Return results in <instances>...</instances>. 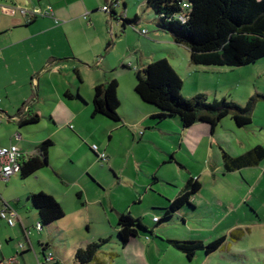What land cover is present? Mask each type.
<instances>
[{"label":"rangeland","instance_id":"obj_1","mask_svg":"<svg viewBox=\"0 0 264 264\" xmlns=\"http://www.w3.org/2000/svg\"><path fill=\"white\" fill-rule=\"evenodd\" d=\"M128 2L129 19L136 13L143 15L142 24L136 30L130 28L135 37H141L139 45L145 58L151 62L166 57L173 62L184 81V97L203 93L209 102L227 98L245 106L252 96L264 94V57L243 66L193 64L188 68L183 63L182 53L186 50L155 37L150 27L151 24L157 27L155 22H149L147 14L139 11L131 0ZM0 3L27 6L24 0H0ZM103 6L98 8L103 10ZM61 23L57 19V24ZM137 28L147 29L149 33L141 34ZM78 37L84 36L80 33ZM57 41L67 43L64 32H57ZM96 72L91 68V73ZM132 73L134 78L135 69ZM125 77L119 89L124 103L121 115L128 107L127 94L132 82L131 76ZM86 118L84 124L95 131L93 140L82 135L86 141L80 145L79 139L72 138V154L62 156L63 145L55 144L50 167L41 168L27 178L19 173L8 180L0 179L1 198L12 200L15 205L18 198L24 203L28 191L31 194L44 191L56 198L59 194L65 212L63 218L49 228L44 224L41 233L36 229L37 222L28 220L37 251L42 252L38 240L50 242L47 252H54L60 264H80L76 259L77 248L104 239L99 259L91 264H264V160L259 166L226 172L220 153V148H224L237 155L257 144L264 145L263 98L258 99L249 125L239 127L227 116L217 127L214 139L207 136L196 143L189 137L190 145L182 142V127L176 120H167L156 130L147 129L148 125L135 130L103 115H94L93 111ZM1 120L3 138L11 136V126L23 134L22 128L28 127L36 136L44 126V122H37L19 127L6 116ZM74 124V134H79L77 122ZM94 145L97 152L105 155L104 161L91 149ZM190 173L200 177L203 184L193 198L194 206L186 205L164 217L163 208L179 194ZM29 203L33 206L30 200ZM20 210L26 211L23 206ZM122 212L141 217L148 227V230L140 228V236L126 246L122 245L118 230ZM158 218H163L159 224ZM17 230L20 231L19 226ZM221 236H226L221 248L211 254L198 251L191 260L167 241L168 238H201L211 242ZM29 254L37 262L35 251Z\"/></svg>","mask_w":264,"mask_h":264},{"label":"crops","instance_id":"obj_2","mask_svg":"<svg viewBox=\"0 0 264 264\" xmlns=\"http://www.w3.org/2000/svg\"><path fill=\"white\" fill-rule=\"evenodd\" d=\"M24 1L27 4V0ZM115 1L117 0H35L34 4L42 8L51 5L55 16L31 18L21 14L1 16L0 123H2L1 117L6 116L9 122H14L13 124L22 127L19 124V119L14 118L20 109H22L23 117L40 114L39 122H44V126L41 127L37 136L32 134L33 131L28 127L22 128L23 134L17 127L11 126V131H13L11 136L0 137L1 146L17 144L21 151L30 157L39 154L37 148L43 140L52 138L56 145H63L61 156L72 154L70 144L72 138L79 139L80 145H84L86 141L83 140L82 135L89 141L94 138L95 131H90L84 123L86 117L93 111L96 85L109 78H117L122 85L121 79H125V76L128 75L131 76L132 82L129 94H127L128 103L126 105L128 107L122 114L123 125H130L135 130L142 125H148L147 129L156 130L167 121L157 125L151 118V115L157 111L156 108L142 100L135 90L137 78L136 73L135 77H132V72L134 69L137 71L143 68L150 62L145 58L139 45L141 37H135L130 28L132 26L123 28V23L118 20V15L123 11H125V16L127 12V17H130L128 15L130 11L127 10L130 7L129 0H122L118 3ZM131 1L138 6L139 11L147 14L149 22H155L157 25L155 13L145 5V0ZM113 2L115 5L113 7L114 16L98 8L106 4L112 5ZM27 6L30 7L31 3ZM136 14L140 16V20L135 27L142 24L143 17L142 14ZM56 18L63 23L57 24ZM150 27L154 31L155 37L165 39V41L185 49L186 51L182 53L184 55L183 63H187L188 68L192 67L194 63L191 61V52L187 46L175 41L171 33L159 29L158 26L154 27L151 24ZM134 29L136 30V28ZM61 31L67 37L66 44H60L57 41V32ZM138 31L142 32L139 29ZM80 33L84 36L83 38L78 37ZM171 63L175 67V64ZM91 68L97 72L91 73ZM76 69H78V73ZM67 90H70L75 96L68 97ZM121 107H124L122 100ZM84 109H87V112ZM169 120H176L180 124L179 119ZM75 121L79 134H74ZM198 123L200 126L194 124L186 129L182 128L183 143L187 142L190 145L189 137L196 143L207 136L211 138L215 135L216 137V131L212 132L210 125L203 122ZM71 125H74V128H71ZM18 132L22 134L20 139L16 136ZM52 148L49 159H51ZM233 149L235 148L233 147ZM50 165H52L51 161ZM62 169L61 171H66ZM190 175L193 174L190 173ZM27 194L23 204L18 198V205H15L12 200L8 201L0 196V207L8 205L18 212V222L15 226H10L5 220L0 219V264H50L45 259L43 250L45 244H48L49 249L50 242L44 243L38 240V244L42 245V252H39L37 251V242L32 237L33 233L28 220L34 219L38 223L40 218L37 209L29 203L30 191ZM57 199L59 202L61 201L59 194H57ZM21 206L26 211H21ZM21 212H23L22 215ZM52 224L48 225V228L52 227ZM18 226L20 231L17 230ZM57 230L60 228L57 227ZM21 243L24 244L22 248L20 247ZM31 250L35 251L37 262L29 254ZM57 258L59 257L57 256Z\"/></svg>","mask_w":264,"mask_h":264},{"label":"trees","instance_id":"obj_3","mask_svg":"<svg viewBox=\"0 0 264 264\" xmlns=\"http://www.w3.org/2000/svg\"><path fill=\"white\" fill-rule=\"evenodd\" d=\"M145 5L155 12L159 29L171 33L175 41L189 48L194 64L233 67L247 65L264 57V0H145ZM114 6L113 2L110 13L112 16L115 12ZM124 14L125 11L118 15L119 21V17L123 18L121 20L123 28L127 26L136 28L140 16L136 14L129 19ZM147 32L146 29L145 33ZM76 72L78 73V69ZM136 78V92L142 100L154 105L157 110L151 115L157 125L169 119H179L184 129L197 122H203L210 125L212 132H215L222 119L231 116L237 126L244 127L252 123L258 99H264V94H258L252 96L246 105L242 106L227 98L209 102L203 93L186 98L182 94L184 81L166 57L153 60L138 69ZM119 87L117 78H109L96 85L93 98L94 115H103L123 124ZM66 95L75 96L70 90H67ZM76 96L79 97L78 94ZM14 118L19 119L20 126H24L39 122L41 117L40 114H34L25 118L20 109ZM54 144L52 138L43 140L37 148L39 154L22 161L20 174L23 178L50 165L49 153ZM221 150L226 172L258 166L264 160L262 144H257L237 155L224 148ZM202 186L199 177L190 175L180 193L170 200L169 206L163 208L164 217H170L172 213L186 205L194 206L193 198ZM30 200L39 214L40 232L43 231L44 224L50 225L65 216L61 203L51 193L34 192L30 195ZM162 219L158 218L156 223H161ZM140 228L148 230L141 217L134 218L126 212L119 213L118 230L123 246L132 238L140 236ZM105 241L100 239L98 242L88 244L87 247L77 248L78 262L80 264L96 262ZM167 241L191 260L198 251L211 254L221 248L226 236L218 237L211 242L201 238H168ZM47 246L48 244L43 245L46 256L50 252H47ZM54 264H60V260L57 258Z\"/></svg>","mask_w":264,"mask_h":264},{"label":"built area","instance_id":"obj_4","mask_svg":"<svg viewBox=\"0 0 264 264\" xmlns=\"http://www.w3.org/2000/svg\"><path fill=\"white\" fill-rule=\"evenodd\" d=\"M35 0H27V4L31 3V6H18L14 5H5L0 3V24L2 15H16L21 14L28 17H37V16H55V12L51 5H47L42 8L34 4ZM121 0H117V3ZM105 12L111 13V5L106 4L102 8ZM57 22V18H56ZM146 32V30L142 31ZM73 127V125H71ZM17 138H21L22 134L18 132L16 134ZM92 148L97 152V146L94 145ZM98 158L101 161L106 159L104 154L97 152ZM28 157L21 151L20 147L17 144H11L8 146L0 145V178L8 180L12 175L19 174L21 171L22 161ZM0 219L5 220L10 226H15L18 222V212L16 209L5 205L0 207ZM37 229H41V224H37ZM24 244H20L22 248ZM1 248V246H0ZM46 260L49 263L54 264L57 262V256L54 252H48Z\"/></svg>","mask_w":264,"mask_h":264},{"label":"water","instance_id":"obj_5","mask_svg":"<svg viewBox=\"0 0 264 264\" xmlns=\"http://www.w3.org/2000/svg\"><path fill=\"white\" fill-rule=\"evenodd\" d=\"M119 19H120V22H121V20H123V18H121V17H119ZM185 46H186V45H185ZM44 256H45V259H46L45 252H44Z\"/></svg>","mask_w":264,"mask_h":264}]
</instances>
